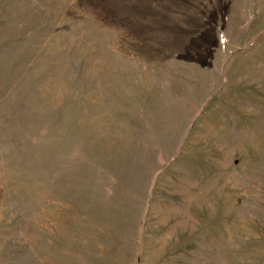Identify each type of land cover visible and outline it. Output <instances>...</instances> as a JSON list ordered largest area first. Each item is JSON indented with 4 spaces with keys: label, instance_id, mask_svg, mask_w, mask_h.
Listing matches in <instances>:
<instances>
[{
    "label": "rangeland",
    "instance_id": "obj_1",
    "mask_svg": "<svg viewBox=\"0 0 264 264\" xmlns=\"http://www.w3.org/2000/svg\"><path fill=\"white\" fill-rule=\"evenodd\" d=\"M0 264H264V0H0Z\"/></svg>",
    "mask_w": 264,
    "mask_h": 264
}]
</instances>
